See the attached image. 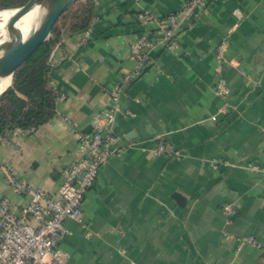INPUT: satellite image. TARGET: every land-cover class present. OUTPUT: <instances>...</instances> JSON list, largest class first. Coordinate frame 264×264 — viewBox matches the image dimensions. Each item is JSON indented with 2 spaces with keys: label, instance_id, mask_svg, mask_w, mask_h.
I'll list each match as a JSON object with an SVG mask.
<instances>
[{
  "label": "crops",
  "instance_id": "obj_1",
  "mask_svg": "<svg viewBox=\"0 0 264 264\" xmlns=\"http://www.w3.org/2000/svg\"><path fill=\"white\" fill-rule=\"evenodd\" d=\"M94 1L87 30L65 35L50 51V83L64 93L52 116L0 140V164L50 193L61 169L81 156L75 129L90 128L110 101L105 87L135 66L129 43L142 30L135 13L164 15L183 2ZM176 39L174 51L151 49L150 66L120 94L133 115L117 114L114 145L140 143L109 157L85 193L82 220H65L64 264H264V250L238 247L241 236L264 243V175L245 167L264 164V0H208L207 12ZM222 39L229 109L212 120ZM155 135L182 154H154ZM3 197L11 207L27 199L0 169Z\"/></svg>",
  "mask_w": 264,
  "mask_h": 264
},
{
  "label": "built area",
  "instance_id": "obj_2",
  "mask_svg": "<svg viewBox=\"0 0 264 264\" xmlns=\"http://www.w3.org/2000/svg\"><path fill=\"white\" fill-rule=\"evenodd\" d=\"M207 7L208 0H183L180 7L164 15L149 10L135 13V18L142 27L129 43L135 66L118 81L105 87L110 101L93 119L90 128L75 129L81 156L61 169L62 180L54 193L18 179L8 167L0 164L7 181L17 193L27 198L17 207H11L8 198H0V264H64L68 255L61 249L60 242L68 233L65 220H82L85 193L93 186L100 167L109 157L140 143L129 139L123 147L114 145L118 139L114 132L117 114L133 115L130 108L122 106L120 94L150 66L151 49L162 45L167 50L174 51L178 45L176 32L205 14ZM86 40V35H83L81 42ZM226 45L227 40L222 39L215 54L218 76L214 93L220 104L216 114L210 116L212 120L217 119L218 113L225 114L229 109L230 88L222 74ZM53 89L56 98H64L63 92ZM33 129L34 127L14 128L10 132L28 133ZM2 139L4 136H0V140ZM149 140L153 145L152 152L156 155L178 157L182 154L180 149L171 146L161 135H155ZM245 167L264 175V164L249 162ZM224 211L227 215L235 213L231 203L224 205ZM245 243L264 250V243L252 236L238 238L239 248Z\"/></svg>",
  "mask_w": 264,
  "mask_h": 264
},
{
  "label": "trees",
  "instance_id": "obj_3",
  "mask_svg": "<svg viewBox=\"0 0 264 264\" xmlns=\"http://www.w3.org/2000/svg\"><path fill=\"white\" fill-rule=\"evenodd\" d=\"M25 1L0 0V9L15 7ZM95 8L94 0H76L58 18L48 41L17 68L12 85L0 97V136L14 128H36L52 116L56 95L50 84V51L65 35L87 29ZM9 82L7 76L0 91Z\"/></svg>",
  "mask_w": 264,
  "mask_h": 264
},
{
  "label": "water",
  "instance_id": "obj_4",
  "mask_svg": "<svg viewBox=\"0 0 264 264\" xmlns=\"http://www.w3.org/2000/svg\"><path fill=\"white\" fill-rule=\"evenodd\" d=\"M75 1L26 0L21 5L3 8L11 9L13 12L5 24L6 37L0 38V78L10 77L9 84L0 91V97L12 85L13 75L17 68L48 41L58 18ZM35 5H38L40 9L38 22L27 35H23L16 21Z\"/></svg>",
  "mask_w": 264,
  "mask_h": 264
},
{
  "label": "bare ground",
  "instance_id": "obj_5",
  "mask_svg": "<svg viewBox=\"0 0 264 264\" xmlns=\"http://www.w3.org/2000/svg\"><path fill=\"white\" fill-rule=\"evenodd\" d=\"M13 11L11 9L0 10V38L6 37L5 34V24L8 17ZM40 15V9L38 5H35L25 14H23L17 21L16 25L21 29L23 35H27L38 22ZM6 77L0 78V87L2 86Z\"/></svg>",
  "mask_w": 264,
  "mask_h": 264
}]
</instances>
